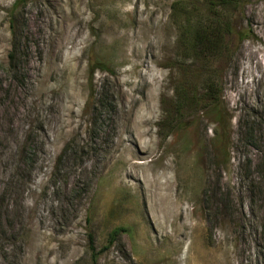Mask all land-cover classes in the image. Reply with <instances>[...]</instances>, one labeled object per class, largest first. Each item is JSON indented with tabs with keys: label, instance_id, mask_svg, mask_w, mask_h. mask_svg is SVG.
I'll list each match as a JSON object with an SVG mask.
<instances>
[{
	"label": "rangeland",
	"instance_id": "374dc122",
	"mask_svg": "<svg viewBox=\"0 0 264 264\" xmlns=\"http://www.w3.org/2000/svg\"><path fill=\"white\" fill-rule=\"evenodd\" d=\"M210 1L0 0V264H264V0Z\"/></svg>",
	"mask_w": 264,
	"mask_h": 264
},
{
	"label": "trees",
	"instance_id": "16d2710c",
	"mask_svg": "<svg viewBox=\"0 0 264 264\" xmlns=\"http://www.w3.org/2000/svg\"><path fill=\"white\" fill-rule=\"evenodd\" d=\"M231 1H234V2H237V0H211L210 1V5L212 7V9L214 10H220V9H223L225 6H228L229 3H231ZM18 6V3L15 5V8H17ZM218 45L216 43H213L212 44V48L215 49L217 48ZM96 69H99V70H107L106 68H104L103 66H98L96 67ZM216 99V97H215ZM220 98L217 99V101H219ZM222 130H224L223 127H221ZM120 231H115L111 234V240H110V243H112L115 239H116V236L117 234L119 233Z\"/></svg>",
	"mask_w": 264,
	"mask_h": 264
},
{
	"label": "bare ground",
	"instance_id": "6f19581e",
	"mask_svg": "<svg viewBox=\"0 0 264 264\" xmlns=\"http://www.w3.org/2000/svg\"><path fill=\"white\" fill-rule=\"evenodd\" d=\"M150 37V36H149Z\"/></svg>",
	"mask_w": 264,
	"mask_h": 264
}]
</instances>
